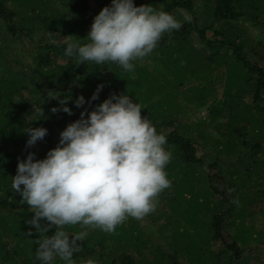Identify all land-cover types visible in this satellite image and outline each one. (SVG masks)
<instances>
[{
    "label": "trees",
    "instance_id": "obj_1",
    "mask_svg": "<svg viewBox=\"0 0 264 264\" xmlns=\"http://www.w3.org/2000/svg\"><path fill=\"white\" fill-rule=\"evenodd\" d=\"M109 4L0 0V264H40L35 241L43 233L26 223L33 213L11 188L18 160L29 152L34 159L44 158L81 111L125 92L167 137L171 159L165 171L171 184L156 197V208L168 201L172 215L157 228H143L129 217L112 233L87 229L80 252L73 253L77 264L87 258L98 264H250L264 251V229L247 224L252 212L264 216V0H134L162 6L178 19L177 9L183 8L192 19L134 61L132 73L111 63L77 64L64 55L63 37L85 42L93 17ZM219 69L223 93L216 99L213 73ZM98 84L103 87L89 102ZM79 95L85 103L76 107ZM68 96L71 114L60 110V99ZM38 106L42 113L36 119L33 107ZM53 107L58 110L52 112ZM207 110L215 137L199 119ZM31 125L47 132L28 146L24 130ZM209 148L240 170L213 173L214 164L199 153ZM80 230L65 226L69 233ZM157 235L164 244L151 237Z\"/></svg>",
    "mask_w": 264,
    "mask_h": 264
},
{
    "label": "clouds",
    "instance_id": "obj_2",
    "mask_svg": "<svg viewBox=\"0 0 264 264\" xmlns=\"http://www.w3.org/2000/svg\"><path fill=\"white\" fill-rule=\"evenodd\" d=\"M177 12L182 19L162 6L110 0L93 17L85 42L74 35L63 37L64 55L75 57L77 64L111 63L132 73L134 61L151 54L162 37L191 21V14L183 8ZM102 87L97 85L89 102ZM67 99L71 97L60 99V110L71 114ZM84 103L83 95L73 100L76 107ZM33 108L36 119L40 118L41 107ZM141 109L127 92L112 93L68 123L44 158L34 159L35 153L29 152L18 160L11 188L33 213L26 223L43 233L35 241L40 264H55L57 259L62 264H77L73 253L80 252L78 241H84L87 229L112 233L129 217H144L155 209L158 194L170 186L165 171L171 159L165 148L167 137L149 117L141 115ZM24 131L28 133L26 145L31 146L44 138L47 129L28 126ZM41 219L49 223L42 225ZM53 225L55 231L45 235ZM67 225H79L81 230L69 233ZM80 264L98 262L87 258Z\"/></svg>",
    "mask_w": 264,
    "mask_h": 264
},
{
    "label": "rangeland",
    "instance_id": "obj_3",
    "mask_svg": "<svg viewBox=\"0 0 264 264\" xmlns=\"http://www.w3.org/2000/svg\"><path fill=\"white\" fill-rule=\"evenodd\" d=\"M213 76H218V80L215 82L216 84V88H217V93H216V99H220L222 98V93H223V72L222 69L216 70L213 73ZM192 78V77H191ZM193 79V78H192ZM191 79V80H192ZM194 81L196 79H193ZM192 80V81H193ZM193 81V82H194ZM197 81V80H196ZM195 84H198V82H195ZM48 95V93H46ZM209 118H210V112L209 110L207 111H202L199 115V119L201 120H205V124L206 125V131L208 134L212 133V136L215 137V134L213 133V126L209 125ZM31 127H35L34 125H31ZM199 153L200 156L204 157V160L207 163H213V168H212V172L218 174V172H222L223 175L228 174L232 169V172L234 170H240L239 166H234V167H230V163H227V158L225 155H222L219 153L218 156V152H215L214 150H211L210 148L204 152V150L199 149ZM217 156L220 157L219 161L217 162ZM216 164V165H215ZM229 164V165H227ZM234 173V172H233ZM231 173V174H233ZM168 201H163L162 204L159 205V207H155V209L151 212H149L147 215H145L142 218L138 219L139 224L145 228V226H148L149 224H151L152 226H154L155 228H157V226L165 223L168 219L169 216H171V212L168 210L166 203ZM257 211V210H256ZM248 226L250 228H254V229H264V216L259 214V212H252L248 222H247ZM145 232H147L148 234L151 233V231L149 230H145ZM153 238L154 241L158 240L160 243L165 242V240L162 238L161 235H157L155 237L151 236ZM79 243V241H78ZM256 246H259V243H255ZM258 254V255H257ZM181 263H183V260H180ZM250 264H262L264 262V251L260 250V253H256L255 256H253L251 259H249Z\"/></svg>",
    "mask_w": 264,
    "mask_h": 264
}]
</instances>
